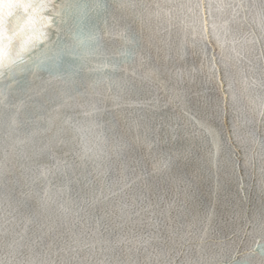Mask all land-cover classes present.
<instances>
[{
	"label": "snow or ice",
	"instance_id": "snow-or-ice-1",
	"mask_svg": "<svg viewBox=\"0 0 264 264\" xmlns=\"http://www.w3.org/2000/svg\"><path fill=\"white\" fill-rule=\"evenodd\" d=\"M197 77L218 94L193 122ZM161 106L199 130L196 152ZM245 178L264 205V0H0V264H264V243L233 239ZM243 232L264 238V209Z\"/></svg>",
	"mask_w": 264,
	"mask_h": 264
},
{
	"label": "water",
	"instance_id": "water-1",
	"mask_svg": "<svg viewBox=\"0 0 264 264\" xmlns=\"http://www.w3.org/2000/svg\"><path fill=\"white\" fill-rule=\"evenodd\" d=\"M49 55H51V53H49ZM192 59L191 53H189V67H191ZM44 75L46 78V74ZM185 87L191 89L189 96L193 103L190 104L189 107L191 108L193 122L196 119H205L211 117L212 113L210 109L215 106V100L218 94L216 86L211 83L203 82L201 77H197L195 83L186 84ZM109 107L111 108L112 105L109 104ZM133 111L140 112L141 115L144 113H149L151 118V113L148 108L134 109ZM161 116L171 118L170 122L173 127L176 126V120L179 118L181 126L180 136L183 137V139L175 142L178 146L182 147L183 149L193 148V151L196 152V150L205 143L201 135L197 134L193 136V132L196 131L198 133L199 130L194 129L192 124H189L187 129L184 128V117L181 116L180 113L174 112L171 107L164 109L161 106V109L155 114V119L159 121ZM208 123L211 127L217 130L221 137H223L225 140L227 139L231 130L230 122L225 125L222 119H208ZM170 143H172L171 140ZM207 143L210 146V138L208 139ZM198 154L206 157V151L199 152ZM187 172V178L192 183L198 182L200 184V191L197 192V196L199 197V202L203 205V207L200 209L201 213L206 210L209 212L214 210L216 214V223L219 224L221 222L220 217L225 214V209L222 203L223 194L220 195L219 199L217 198L216 176L214 173L208 170L207 160L205 159L202 164H198L195 157H193L188 165ZM228 197L230 201L229 211L231 208H235L236 212L239 214V220L237 223L240 230L238 235L233 237L235 246H238L239 251L243 252L245 251L246 247L256 246L257 242L264 243V238L261 236L256 235L254 237H246L243 232L245 217L251 218L254 213L259 214L260 211L264 209L259 190L255 187V185L252 184L250 180L245 178L242 184L232 183L229 186ZM234 230L236 229L234 228ZM228 235L231 236L232 233L229 232Z\"/></svg>",
	"mask_w": 264,
	"mask_h": 264
}]
</instances>
